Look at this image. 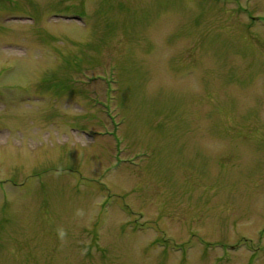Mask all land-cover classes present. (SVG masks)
Masks as SVG:
<instances>
[{
  "label": "rangeland",
  "instance_id": "obj_1",
  "mask_svg": "<svg viewBox=\"0 0 264 264\" xmlns=\"http://www.w3.org/2000/svg\"><path fill=\"white\" fill-rule=\"evenodd\" d=\"M0 264H264V0H0Z\"/></svg>",
  "mask_w": 264,
  "mask_h": 264
}]
</instances>
